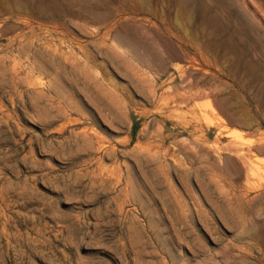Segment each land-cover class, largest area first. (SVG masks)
Returning <instances> with one entry per match:
<instances>
[{
	"label": "rangeland",
	"instance_id": "obj_1",
	"mask_svg": "<svg viewBox=\"0 0 264 264\" xmlns=\"http://www.w3.org/2000/svg\"><path fill=\"white\" fill-rule=\"evenodd\" d=\"M264 0H0V264H264Z\"/></svg>",
	"mask_w": 264,
	"mask_h": 264
},
{
	"label": "bare ground",
	"instance_id": "obj_2",
	"mask_svg": "<svg viewBox=\"0 0 264 264\" xmlns=\"http://www.w3.org/2000/svg\"><path fill=\"white\" fill-rule=\"evenodd\" d=\"M264 140V139H263Z\"/></svg>",
	"mask_w": 264,
	"mask_h": 264
}]
</instances>
